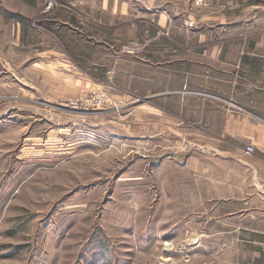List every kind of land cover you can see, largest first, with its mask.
<instances>
[{
	"label": "rangeland",
	"instance_id": "rangeland-1",
	"mask_svg": "<svg viewBox=\"0 0 264 264\" xmlns=\"http://www.w3.org/2000/svg\"><path fill=\"white\" fill-rule=\"evenodd\" d=\"M247 53L264 0H0V264H264Z\"/></svg>",
	"mask_w": 264,
	"mask_h": 264
},
{
	"label": "crops",
	"instance_id": "crops-1",
	"mask_svg": "<svg viewBox=\"0 0 264 264\" xmlns=\"http://www.w3.org/2000/svg\"><path fill=\"white\" fill-rule=\"evenodd\" d=\"M247 67L250 70H256L258 73H264V59L260 58L258 55H250L247 53L243 56L238 64L239 71H247ZM261 110L264 109L261 108ZM259 111L255 116L258 122L250 116H243L241 118H235L233 116H228L226 118L225 131L230 135H237L242 137H249L252 144H255L261 156L264 158V113Z\"/></svg>",
	"mask_w": 264,
	"mask_h": 264
},
{
	"label": "built area",
	"instance_id": "built-area-1",
	"mask_svg": "<svg viewBox=\"0 0 264 264\" xmlns=\"http://www.w3.org/2000/svg\"><path fill=\"white\" fill-rule=\"evenodd\" d=\"M253 151H254L253 146H249V147L245 150V153H246V154H252Z\"/></svg>",
	"mask_w": 264,
	"mask_h": 264
}]
</instances>
